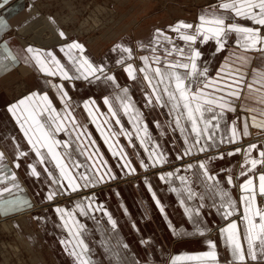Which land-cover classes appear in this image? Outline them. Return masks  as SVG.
<instances>
[{"label": "snow or ice", "instance_id": "obj_1", "mask_svg": "<svg viewBox=\"0 0 264 264\" xmlns=\"http://www.w3.org/2000/svg\"><path fill=\"white\" fill-rule=\"evenodd\" d=\"M8 4L9 0H0V8H4ZM218 7L222 11L201 13L198 17V23L193 24L179 20L169 25L168 29L175 32L176 38L182 41L180 44H177L169 32L156 28L154 35L147 44L143 41L139 43L141 49L152 53V55L139 57L142 61V67L139 69L134 63L128 62L134 58L131 45L118 43L113 49L119 51L120 56L117 63L124 67L128 77L133 81L139 79L141 83L147 84L148 89L144 91L145 103L150 106L155 104L161 108H167V114L173 117L170 126L173 131L179 129L183 135V155H189L193 148L197 152H204L206 149L223 143L224 132L228 133L227 142L230 144L242 139L236 120L231 122L230 128L228 127L227 111L235 112V100H238L244 94L245 88H247L248 93L258 92L257 99L264 106V67L253 69L249 73L247 71L249 62L247 56L233 53L231 56L224 57V63L216 71V75L212 76L206 63H202L200 60L202 52L198 46L201 42L212 40L214 41V48L220 51L226 47L232 34H235V44L239 48L264 50V0H222ZM233 13L235 17H247L258 26L250 27L245 23L237 22L232 15ZM229 20L232 22H228ZM0 26L7 27L3 15H0ZM59 35L66 38V33L62 29L59 31ZM24 51L26 56L31 54V57L35 58V66L39 70L50 76H56L59 73L62 78L69 81L91 77L97 81L103 79L106 83H111L114 94L111 97L105 95L103 103L107 105L110 117L115 118L114 123L120 125V133L128 135L129 142L132 141L133 136H140V144L144 146L148 156L140 159L139 166L148 170L150 167L168 163L167 154L160 148L158 143L152 140L147 122L143 118L142 111L134 104L129 88L121 86L115 73L109 72L104 63H94L85 54L84 44L77 40H71L61 45V51L66 52L68 60L71 61L69 67H65V64L61 63L56 53L51 49L45 51L29 44ZM12 59L16 60V56L13 55ZM50 63L55 65V70L49 66ZM3 67L6 68L7 65H3ZM249 75H251L252 82H248ZM257 84L260 85L259 88L254 87ZM53 86L60 93V99L65 102L63 114L53 105L47 92L33 91L16 103L9 105L12 115L23 132V137L27 139L28 144L31 146L30 151L34 152L36 158L35 162L27 165V167L35 177H40L41 170H38V165H42L46 176L51 178L46 195L48 200H54L57 196L68 191V187L64 183L65 180L67 185L75 191L82 187L94 186L95 183H100L105 179L113 180L116 178V173L111 170V166L108 165L106 160H101L100 166L95 167L91 174L83 172L79 178L73 175L72 170L66 163L65 155H62L57 148V145H62L64 149H68L71 147L70 142L67 139H57L56 134L67 131L71 135L75 132L76 139L80 143L83 142V138H87L90 134L83 131V126L71 114L72 109L69 106L71 97H69L64 85L61 83ZM212 87L215 88V91H206V89ZM34 97H40L42 103H33ZM245 99H248V97L246 96ZM83 104L89 115H92L93 112V107H90V104L98 107L94 98L84 100ZM248 110L252 112L259 110L264 116V107L261 109L252 107ZM121 111L132 120L134 128L143 130L142 136L139 130L130 132L124 128L119 115ZM65 116H67V119H65ZM222 121L225 123V129L224 132L219 133V140H217L215 130L221 128ZM252 121L254 124L257 123L255 115L252 117ZM156 123L157 127L161 126L159 121ZM69 124L72 125L71 128H69ZM258 126L264 128V120H261ZM103 131L102 128L101 132L103 133ZM242 131L244 135H249L247 117H245ZM190 136L191 140L189 139ZM108 140L109 137L105 136V141ZM90 143L94 144V141ZM109 147H112V145L109 144ZM118 147L121 149L119 159L124 161L121 168L127 169L129 173L136 172L137 166L132 162V159L128 158L127 152L122 151L123 145ZM256 148V143L247 145L243 162L247 168L240 171V176H245L246 171L257 169V165L264 167V146L260 147L258 157L252 155L253 149ZM241 151H243L242 146L232 149V152ZM27 155L28 152L20 150L19 144H17L14 160L17 168L20 167V157ZM97 155L102 156L101 153H97ZM113 155H118L116 149H113ZM177 155L178 158L183 159V156ZM218 155L222 157L224 152H220ZM4 159V153L0 151V208L7 212L12 208L19 207L22 203H28V201L15 195L22 189L18 182L17 173L11 171L10 179L4 171L7 168V165L3 163ZM49 159L54 162V167L59 169V176L49 169ZM89 159H92L91 155ZM93 162L95 163V161ZM205 164V160L200 159L195 164L182 165L185 169L198 168L200 170L203 177L201 183L204 185L205 191L201 193L198 189L194 190L187 183V177L180 175L181 184L187 192V196L182 198L180 203L185 204V200L196 199L198 206H186L185 210L189 218L193 220L196 233L203 235L211 231L201 213L206 195L210 196L213 200V207H216L217 212L225 219L224 226L219 227L218 232L223 237L225 246L230 249L231 264H250L249 256L252 261H255L257 251L264 254V207L259 206L257 203L253 175H248L238 185L243 193L240 197L244 205L241 211L238 201L232 197L226 187V185H233V176L229 174L221 181V178L211 173ZM76 165L79 166L78 161ZM101 167L106 168V171L101 172ZM178 172V169L176 171L161 170L159 178L166 180L177 175ZM96 173H99V175H96ZM80 181H83V183ZM145 183L151 191L152 185L147 178H145ZM172 190L177 192L178 196H183L181 189L173 187ZM259 192L264 194V170L259 171ZM152 196L156 198L155 191H152ZM156 203L163 212L164 206L160 203L159 198H156ZM89 209L92 212L99 210L105 213L112 227H116L117 222L112 218L111 213L99 203H95V193H92V197L87 202L77 201L71 210L60 205L55 206V212L59 214L60 220L63 221V227L68 230L71 236V239L62 240L61 243L66 246L72 245L70 254L75 258L77 264H92L88 255L89 245L85 242L82 234V230H85L87 226L81 223L76 216L77 210L84 216H88ZM236 214H240L238 218L229 220L230 217H234ZM238 219L242 221V227L238 223ZM70 221L71 223H69ZM242 234L246 239L247 248L242 242ZM73 240L75 241L74 244ZM257 241L259 242L258 245L255 243ZM206 243L210 246L208 251L190 254L191 257L210 258L204 264H219L216 241L207 239ZM122 248L126 250L128 245L123 244ZM177 259H180V257L173 258V264ZM120 264H126V262L121 261Z\"/></svg>", "mask_w": 264, "mask_h": 264}, {"label": "crops", "instance_id": "obj_2", "mask_svg": "<svg viewBox=\"0 0 264 264\" xmlns=\"http://www.w3.org/2000/svg\"><path fill=\"white\" fill-rule=\"evenodd\" d=\"M37 2L38 0H9V4L0 9V15H3L7 22V27L0 26V83L7 86L21 76L24 77L25 80L27 78L32 79L31 83L33 85L31 89L17 98H13L7 91L0 92V151L4 153L5 159L3 163L7 165L4 171L9 175L10 179L11 171L17 173L18 182L22 191L15 193V195L28 201V203H22L19 207L12 208L7 212H5L3 208H0V213L4 215L33 207V204L47 200L48 184L51 181V178L47 177L45 171H43L42 165H38V170H41L40 177H35L27 167V165L35 162L36 158L34 157V152L30 151L31 146L28 144L27 139L23 137V132L9 109L10 104L16 103L33 91L47 92L53 105L63 114L65 102L60 99V93L53 85L61 83L64 85L69 97H71L69 102V106L72 109L71 114L74 115L76 121L83 126V131L90 134L87 138H83L82 143L77 141L75 132L71 135H69L67 131L56 134L57 139H67L70 142L71 147L68 149H64L62 145H57V148L61 151L62 155H65L66 163L72 170L73 175L77 178H79L83 172L93 173L94 168L100 166V157H104L105 152V136L108 135L109 137L112 132L116 135V129H109V131H111L109 132L106 128V118L111 117L107 105L103 103V97L105 95L111 97L114 94V88L111 83H106L101 79L91 85V77L88 79L80 78L69 81L62 78L59 73H57L56 76H50L43 73L35 66V58L31 57V54H28V56L25 55L24 50L27 45L30 44L37 49L45 51L51 49L56 53L61 63L65 64V67L71 65V61L68 60L66 52L61 51V45L70 42L67 39V35L66 38L59 35L60 27L57 25V22L51 16H43L41 5ZM220 2H222V0H210L208 4L197 7L193 19L180 20L193 24L198 23V17L201 13L222 11L218 7ZM232 15L237 22L245 23L250 27L258 26L247 17H235L234 13ZM228 22L232 21L229 20ZM13 28L16 29L19 34L25 36L28 41L27 44H25V40L22 41L15 36L7 37L9 31ZM43 28L48 29L50 36L45 37L42 34ZM175 40L177 44L182 43V41L178 39ZM198 46L202 52L200 60L202 63H206L209 73L212 76L216 75V71H218L220 66L224 63V57L231 56L233 53L247 56L249 61L247 71L249 73H251L253 69L264 67V50H260L259 48L249 50L239 48V46L235 44V34H232L226 47L220 51L214 48V41L212 40L201 42ZM13 55L16 56V60L12 59ZM118 55L120 56V53ZM141 56L143 55L139 57ZM233 59H235V57H233ZM128 62L134 63L138 69L142 67V61L136 59L135 56ZM3 65H7V67L5 68ZM49 66L55 70L54 64L50 63ZM114 73L119 84L129 88L134 104L142 111L143 118L147 122L152 140L158 143L160 148L167 154L168 162L177 159V154L183 157L188 156L183 155V135L179 129H176V135H172L167 129L166 131L168 133L163 135H159L156 130H154L152 120H150L148 115L156 114V107L160 106L155 104L150 106L145 103L146 97L144 96V91L148 89L147 84L141 83L139 79L133 81L128 77L123 66H120V69L114 71ZM248 82H252L251 75L248 76ZM254 87L259 88L260 85L257 84L254 85ZM206 91L212 92L215 91V88L212 87L206 89ZM246 96L248 99H245ZM258 96V92L248 93L247 88H245L244 94H242L238 100H235V112L231 110L227 111L228 127L230 128L231 122L236 120L242 139L236 140L231 144L228 143V133L224 132L225 123L222 121L221 128L215 130V134L217 140H219V133L224 132V142L206 150L220 149L224 146L228 148L226 150H218L203 158L200 157V159L205 160V166L208 167L209 171L218 175L221 181L229 174L233 176V185H226V187L230 191L232 197L238 201V206L241 208V211L244 205L240 197L243 193L238 185L241 184L248 175H253L257 203L259 206L264 207V194L259 192V171L264 170V167L257 165V169L246 171L245 176L239 175L242 169L247 168L243 163L245 159L244 152L247 149V145L249 143L257 144V148L252 151V155L257 157L260 147L264 146V139L253 138L257 134L264 133V128L258 126L259 122L264 120V116H262L259 110L256 112L248 110L252 107L257 109L264 107L259 103L257 99ZM89 98H94L96 105H98V107L91 104L89 105L93 107L92 115L88 114V110L83 104V101ZM32 102L42 103L40 97H34ZM161 110H163L166 116L162 125H164V127L166 125L170 126L173 117L167 114V108H161ZM119 115L121 123L127 124L126 122L123 123V119L124 117H128V115L124 114L122 111ZM254 115L257 117L256 124L252 121ZM245 117H247L249 135H244L242 131ZM133 118L135 119L136 117ZM65 119H67V116H65ZM114 125L120 127L119 124L114 123ZM71 126L72 125L69 124V128H71ZM102 128L104 129L103 133L101 132ZM117 130L119 134L120 130ZM137 130L140 131L142 136L143 130L135 128V131ZM244 137L250 139V141L245 143L244 147H242L243 151L232 152L234 147L229 146L245 139ZM189 139L191 140V136ZM135 140L140 143V136H136ZM91 141H94V144L90 143ZM17 144H19L20 150L28 152L27 156L20 157L19 168H17L14 163ZM113 145L114 149L118 151V147L114 143ZM149 147H151V145H149ZM138 152L140 158H146L148 156V152L144 150V146L141 144L138 146ZM220 152H224L222 157L218 155ZM97 153H101L102 156H98ZM119 153L120 152H118L117 156H119ZM200 153L201 152H197L195 148H193L189 155H199ZM90 155L92 159H89ZM128 158H130L129 154ZM200 159L192 163L195 164ZM77 161L79 162L78 167L76 165ZM93 161H95V163ZM132 162L137 166V171L131 174L143 170L135 160H132ZM48 165L49 169L52 170L55 175L59 176V169L54 167V162L49 159ZM177 169L179 170L178 174L166 180H161L159 178V171L144 174L143 177L136 182L123 183L121 187L102 188L101 181L100 183H95L94 186L76 189L82 191L88 190L89 194L76 197L71 202L60 205L61 207H67L71 210L77 201L87 202L88 199L92 197V193H95V203H99L106 208L108 212L111 213L112 218L116 220V227L113 228L105 213L99 210L92 212V210L89 209V215L84 216L77 210V218L81 223L87 226L85 230H82V234L85 242L89 245L88 255L91 258L92 264H120L121 261H125L126 264H134V262L135 264H173V258L177 256H179L180 259L175 260L174 264H204V262L210 258L191 257L190 254L208 251L210 246L206 243L207 239L216 241L219 264H231L232 257L230 249L225 246L224 239L218 232V228L224 226L225 219L217 212L216 207H213L212 198L206 195V201L201 209L203 219L211 229V231L203 235L196 233L193 220L189 218L185 210L186 206H198L196 199L191 201L185 200V204L180 203V200L187 196V192L184 190L179 179L180 175L187 177V183H189L194 190L198 189L201 193H204V185L201 183L203 177L200 170L198 168L185 169L182 166H176L163 171H176ZM104 171V167H101V172ZM125 173L129 172L125 171ZM96 175H99V173H96ZM145 178H147L148 182L152 185L151 191L145 183ZM80 182L83 183V181ZM64 183L65 186L68 187V191H73L70 186L67 185L66 180ZM173 187L181 189L183 196H178L177 192L172 190ZM152 191H155L156 198H159L160 203L164 206L163 212H161L160 206L156 203V198L152 196ZM42 214L45 216V218H43L50 228L58 224L62 231V233H58L57 231V236L54 235L56 238L59 237L60 239V244L57 243L59 246L58 250L61 254V256L59 255L60 257H58L59 262L63 260V264H77L75 258L70 254L72 245L66 246L64 243H61L62 240L71 239V236L68 230L63 227V221L60 220L59 214L55 212V206L49 207L45 211L43 210ZM239 215L240 214H236V216L230 217L229 220L238 218ZM69 223H71V221ZM238 223H240L242 227V221L238 219ZM173 229H175V231H173ZM241 239L245 248H247V242L243 234L241 235ZM74 243L75 241L73 240V244ZM255 243L258 245L259 242L257 241ZM123 244L128 245L126 250H123ZM249 261L250 264H264V254L257 251V259L252 261L249 256Z\"/></svg>", "mask_w": 264, "mask_h": 264}, {"label": "rangeland", "instance_id": "obj_3", "mask_svg": "<svg viewBox=\"0 0 264 264\" xmlns=\"http://www.w3.org/2000/svg\"><path fill=\"white\" fill-rule=\"evenodd\" d=\"M209 2L210 0H38L37 3L41 5L43 16L53 17L60 27L59 31L62 29L69 41L77 40L84 44L85 54L94 63H104L109 72H114L122 66L117 63L119 51L113 50L118 43L130 44L136 59H139L140 55H152L139 47L141 41L147 44L156 28L164 29L174 39H178L176 33L170 31L168 26L180 19H193L197 7ZM8 36H15L22 41L25 40V44L28 43L25 36L19 34L14 28L9 31ZM44 36H50L47 28L44 31ZM31 81L32 79L25 80L20 76L19 79L7 86L0 83V92L7 91L13 98H17L33 87ZM95 82L97 80L91 78L90 84ZM156 110V114L149 113L150 115H148L152 120L154 130L159 135H163L168 133L167 129L169 133L176 135L171 126L164 127L162 125L166 117L163 110L158 106ZM106 119L107 130L116 129V135L114 136L113 132L109 135V140L105 141L104 157H100V159L107 161L111 170L116 173V178L102 181V188L121 187L123 183L136 182L144 174L192 163L200 157L203 158L218 150L228 148L224 146L220 149L205 150L199 155L191 154L183 159L177 158L165 165L151 167L148 170L143 169L135 174L125 173L127 170L121 168L124 161L120 160L119 156L113 155V143L117 147L123 145L122 151L127 152L130 159L135 160L136 163L142 159L138 154L140 143L135 140L136 136H133L132 141L129 142L128 135L118 134L117 129L120 130V127L114 125V119L109 117ZM157 121L160 122V127H157ZM124 122L127 123L123 124L125 129L135 132L132 120L124 117ZM108 124L111 126L109 127ZM244 138L229 147H244L245 143L250 141V139ZM253 138L264 139V133L257 134ZM109 144L112 147H109ZM120 151L121 149L118 147L117 153ZM101 160H99L100 164ZM104 169L106 171V168ZM87 194H89L88 190L67 191L54 200L47 199L44 202L33 204V207L9 215L0 213V264H63V260L60 262L58 260V257L61 256L57 244L60 239L54 236H57V231L58 233H62V231L58 224L50 228L45 222L42 212L49 207L71 202L74 198ZM3 222L11 223L8 227L9 230L4 227ZM20 235L24 236V242L19 240Z\"/></svg>", "mask_w": 264, "mask_h": 264}, {"label": "bare ground", "instance_id": "obj_4", "mask_svg": "<svg viewBox=\"0 0 264 264\" xmlns=\"http://www.w3.org/2000/svg\"><path fill=\"white\" fill-rule=\"evenodd\" d=\"M71 13H73V12H71ZM74 13H75V12H74ZM97 20H98V19H97ZM94 21H96V18H94ZM44 31H45V28H43V31H42V34H43V35H44ZM67 32H68V31H67ZM10 224H11L10 222H3V225H4L5 228H8ZM8 230H9V228H8ZM19 240L24 242V241H25L24 236H23V235H20Z\"/></svg>", "mask_w": 264, "mask_h": 264}]
</instances>
